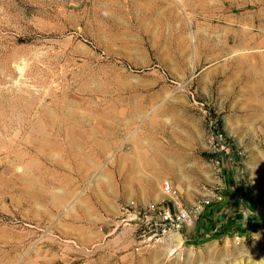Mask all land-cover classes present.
<instances>
[{
  "label": "rangeland",
  "instance_id": "obj_1",
  "mask_svg": "<svg viewBox=\"0 0 264 264\" xmlns=\"http://www.w3.org/2000/svg\"><path fill=\"white\" fill-rule=\"evenodd\" d=\"M0 264H264V0H0Z\"/></svg>",
  "mask_w": 264,
  "mask_h": 264
},
{
  "label": "built area",
  "instance_id": "obj_2",
  "mask_svg": "<svg viewBox=\"0 0 264 264\" xmlns=\"http://www.w3.org/2000/svg\"><path fill=\"white\" fill-rule=\"evenodd\" d=\"M162 193L170 200H163L159 203L124 204L117 227L131 224H135L137 228L150 226L153 232L155 231L154 236L162 237L169 233L181 232L185 227L193 225L214 203L211 199H207L196 205L194 209H189L179 202L177 190L170 181L162 183ZM216 197L217 200L222 201L221 196ZM135 217H138V220ZM135 251L139 252L140 247L136 246Z\"/></svg>",
  "mask_w": 264,
  "mask_h": 264
},
{
  "label": "bare ground",
  "instance_id": "obj_3",
  "mask_svg": "<svg viewBox=\"0 0 264 264\" xmlns=\"http://www.w3.org/2000/svg\"><path fill=\"white\" fill-rule=\"evenodd\" d=\"M22 86H20V88H21ZM23 89V88H22ZM16 111V110H15ZM10 119V118H9ZM157 180V179H156ZM153 181V180H152ZM178 236V235H177Z\"/></svg>",
  "mask_w": 264,
  "mask_h": 264
},
{
  "label": "crops",
  "instance_id": "obj_4",
  "mask_svg": "<svg viewBox=\"0 0 264 264\" xmlns=\"http://www.w3.org/2000/svg\"><path fill=\"white\" fill-rule=\"evenodd\" d=\"M221 202H218L217 204H220ZM213 206H214V204H213Z\"/></svg>",
  "mask_w": 264,
  "mask_h": 264
}]
</instances>
